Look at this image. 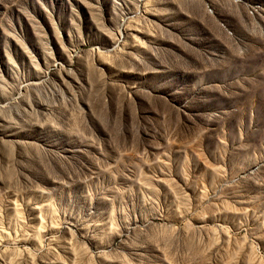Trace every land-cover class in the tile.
I'll return each mask as SVG.
<instances>
[{
  "label": "rangeland",
  "instance_id": "1",
  "mask_svg": "<svg viewBox=\"0 0 264 264\" xmlns=\"http://www.w3.org/2000/svg\"><path fill=\"white\" fill-rule=\"evenodd\" d=\"M0 264H264V0H0Z\"/></svg>",
  "mask_w": 264,
  "mask_h": 264
}]
</instances>
